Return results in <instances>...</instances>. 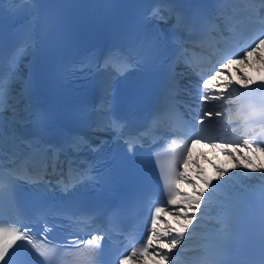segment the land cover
Returning <instances> with one entry per match:
<instances>
[{
  "label": "snow or ice",
  "instance_id": "snow-or-ice-1",
  "mask_svg": "<svg viewBox=\"0 0 264 264\" xmlns=\"http://www.w3.org/2000/svg\"><path fill=\"white\" fill-rule=\"evenodd\" d=\"M261 5V19L259 22L261 32L258 37V41L254 43L251 50L247 51L243 58H225L218 67L214 69L205 77L198 80V90L196 93L197 107L204 106L205 110L198 117H194V123L192 127L194 129L203 130L206 125L205 121L211 124L212 117L220 118L225 115L219 110H208L207 105L212 102L222 103L227 96L231 93L226 91L237 85H242L245 89H250L253 85L251 77L246 73H241L239 80L233 81L231 75H226L225 70L230 69L233 65L243 64L245 59L253 57L260 49H264V0H253ZM128 57L121 58V65L117 68L115 75H123L131 66L128 62ZM262 63H264V56L260 57ZM260 87L264 88V81L260 82ZM103 88L106 94L110 95L113 86L111 81H105ZM219 89V91H217ZM3 96V83L0 82V97ZM249 107H251L249 105ZM3 104L0 102V161L4 157V117L2 115ZM104 115L106 117V123L98 125V127L105 128H120L127 122V117L118 114L111 108L105 109ZM252 116L259 117L264 122V104H261L258 109H253ZM245 119H248L246 116ZM173 134V133H170ZM179 134V133H175ZM245 135L247 133L245 132ZM204 139L203 136L197 133L194 136H190L187 139L185 147L180 150L173 148L171 160L166 168L160 172V181L162 184L160 199L164 206L170 207L173 214L177 218V225L170 224L167 220L162 221V213L165 211L164 206H160L155 202L150 205V215L148 218V226L145 236L141 238L137 243L139 247L131 246L127 249L124 255L117 260V264H127L129 260L136 257L140 258V264H145L144 257L149 256L152 259H158L160 264H167L170 260V253L172 250L177 249L185 240V235L189 231V226L197 220L196 213H201L202 207H206L205 204V191H193L192 193L182 192L180 185L187 182L195 189L198 186L193 180H191L187 174V166L189 158L191 156V148L196 144L201 143ZM128 145V152L131 154L132 149L136 144L134 139L126 140ZM175 143V142H173ZM264 141H257L255 139H242L241 142L233 143H217L213 140H209L205 146H210L211 150L215 152H221L226 154L229 159L233 160L236 168H242L244 170L251 169L252 171H259L264 174V163L257 166L252 157L247 154L249 151L264 152V147L261 146ZM247 150V151H245ZM96 151V149H92ZM129 161L134 162V157L129 156ZM55 164L53 163V169ZM3 164L0 162V179L3 178ZM217 172L220 177L227 175V170L223 168H217ZM206 186L211 187L213 181H205ZM211 193H208L210 195ZM183 197L182 200L179 198ZM244 210V205L239 200L229 201L225 205L226 215L222 219L221 223L224 225L223 232L224 237L222 243H227L229 234L238 225L241 215ZM163 222L164 227H160ZM16 226L5 227L0 226V264H8L11 259L10 253L19 245L21 241H28L31 243L30 236L32 235L30 226L26 223L15 222ZM53 226H44L45 234L52 230ZM96 241V245L104 239L103 236L97 235L92 238ZM91 245V241H89ZM42 256L49 255L48 251L40 249ZM94 256V249L92 247L85 248L80 251L76 264H92Z\"/></svg>",
  "mask_w": 264,
  "mask_h": 264
},
{
  "label": "bare ground",
  "instance_id": "bare-ground-1",
  "mask_svg": "<svg viewBox=\"0 0 264 264\" xmlns=\"http://www.w3.org/2000/svg\"><path fill=\"white\" fill-rule=\"evenodd\" d=\"M261 56H264V53H262V54H260V55H259V54L254 55V56L252 57V59H253L254 61H261V60H260V57H261Z\"/></svg>",
  "mask_w": 264,
  "mask_h": 264
}]
</instances>
